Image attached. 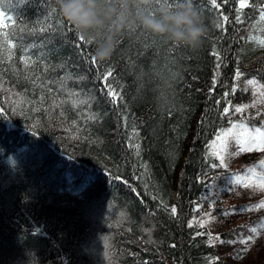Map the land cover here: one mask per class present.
Masks as SVG:
<instances>
[{
  "label": "trees",
  "instance_id": "obj_1",
  "mask_svg": "<svg viewBox=\"0 0 264 264\" xmlns=\"http://www.w3.org/2000/svg\"><path fill=\"white\" fill-rule=\"evenodd\" d=\"M204 1L217 19L199 48L131 30L93 64L92 41L79 40L56 0H0V167L10 172L0 175V264H224L207 227L189 220L196 206L211 207L205 192L223 174L217 134L264 121V111L242 108L252 100L243 81L264 85V28H254L264 5ZM74 78L89 104L57 95L58 80ZM56 103L58 122L48 117ZM89 105L93 114L75 108ZM29 136L48 161L24 147ZM31 159L30 175L13 163ZM249 225L247 215L220 236Z\"/></svg>",
  "mask_w": 264,
  "mask_h": 264
},
{
  "label": "rangeland",
  "instance_id": "obj_2",
  "mask_svg": "<svg viewBox=\"0 0 264 264\" xmlns=\"http://www.w3.org/2000/svg\"><path fill=\"white\" fill-rule=\"evenodd\" d=\"M194 5L198 10L204 25H206L207 23H211L217 19L214 13H212V11H209L211 9L205 11L206 3L204 0H200L198 3H194ZM262 5H264V0H262L261 5L259 6L260 11L263 9ZM256 18L258 19V22L254 25L255 30L264 28V15L262 13L260 14V12H257ZM258 40L259 39L257 38L255 42H258ZM248 41L252 40L248 39ZM11 53L13 55H17L15 52ZM76 78L71 80H58L57 84L55 85L57 95L65 98L69 95L77 97L79 93L88 94L87 92H90V89L86 86L85 83L83 84ZM246 80L243 81V83L245 82V85L243 83L242 84L245 88L250 89L252 100L249 105H245L242 108L246 110H260V112L264 111V85L259 83V80L257 81L254 78H248ZM103 82L104 80H102V83ZM79 88H81L82 91L78 90ZM91 97L93 99V102H95L96 97L94 96V94ZM79 99H81L80 95ZM81 100L86 105L90 103L84 101L83 99ZM18 107L20 108V106ZM93 107L102 109V107L99 106V103H97ZM55 108L57 109L56 115H49L48 117L54 122H58L59 120L57 118V103L55 105ZM75 108L81 110L82 114H87L88 110L90 114H93V108L90 105L85 109L83 108V106H75ZM51 111H53V108L51 109ZM13 112L18 113L19 110L15 109L13 110ZM220 133H230L226 137H221L220 144H214V142L217 140V137H215V139L212 141L213 150L218 156L219 167L223 170V174H221L220 176H216V178L214 177V179L209 183L205 192V196L208 198L211 207H207L205 209L202 205L196 206L189 221L190 224L194 226L207 227L211 235L210 241L216 246L219 256L223 259L224 264H260L261 262H264V208H255L254 206L260 203H264V189L258 186L261 181H264V166H262V162H264V151H240V145L244 144L245 147H247V144L251 143L253 139L257 143H260L262 140H264V121L262 122L261 127L256 126L254 128H250V126L246 122L232 123L230 124V127L224 129ZM33 139L35 140V142L34 144H31L30 140L32 142ZM36 140V138L29 136V140L27 141L28 143L25 144L24 147L27 148L30 145H33L36 150L35 153H38L39 155L38 160L44 159L45 161H48L46 151L47 149L43 147L42 144H40L37 148L35 146L38 143ZM14 143L21 144V142L19 143L17 141ZM221 145H223V147H221ZM251 146L253 149H255L257 145L256 143H253ZM32 160L33 159H31V162L24 161L25 164L22 165L21 163H18L20 161L17 160H14L13 163L16 164V168H19V166L25 167L27 169L26 173H29L27 175H30L33 168L31 167V164H33ZM54 164H56L55 159H52V163L50 162V164L45 165V168H50ZM90 166L93 167V165ZM0 168H2L0 169V175L10 174L9 168ZM249 169L253 170L251 174H249ZM50 171H53V167ZM87 172H85L84 174H87ZM237 179H239L240 181H244L252 186H237L235 183ZM3 181L8 182L9 180L7 177H4L3 179H1V183H3ZM12 182L15 183L16 181L14 180ZM100 183L102 184L103 182ZM229 183H231L232 185V190L226 191L225 188L228 187ZM103 184H105L103 185V187L111 189L107 180L104 181ZM93 190H95V188ZM233 204H237V207H234ZM213 206H216L217 208L215 209L213 208ZM230 210L235 211L233 214H227ZM247 215L250 216V225L245 230V232L240 231L236 234V237L229 240L223 239L220 236V232H223L220 230L226 228L229 225H236L240 223L242 218ZM4 219L9 220V218ZM97 221V219H94L93 223ZM252 228H255L257 230L258 235L251 232ZM250 235L253 236V240L251 242L247 244L241 242L242 240H246ZM39 238L40 236L37 237V239Z\"/></svg>",
  "mask_w": 264,
  "mask_h": 264
},
{
  "label": "clouds",
  "instance_id": "obj_3",
  "mask_svg": "<svg viewBox=\"0 0 264 264\" xmlns=\"http://www.w3.org/2000/svg\"><path fill=\"white\" fill-rule=\"evenodd\" d=\"M154 4V12L145 11ZM56 5L63 20L92 41L99 62L112 57L116 38L126 31L140 30L191 49L206 38L194 0H56Z\"/></svg>",
  "mask_w": 264,
  "mask_h": 264
},
{
  "label": "snow or ice",
  "instance_id": "obj_4",
  "mask_svg": "<svg viewBox=\"0 0 264 264\" xmlns=\"http://www.w3.org/2000/svg\"><path fill=\"white\" fill-rule=\"evenodd\" d=\"M212 6H213L214 8L219 7V5L216 4V0H212ZM246 6H247L246 0H240V8L243 9V8H245ZM145 11H148V12H154L155 9H154L153 7H151V8L145 9ZM224 19L227 20V17H225ZM0 23H2V22H0ZM4 26H7V25H4ZM217 26H218V27H221V25H219V24H218ZM41 30L43 31L44 29H41ZM79 40H80V41H84V42H86V43H91V41H85V38L82 37V36H80V35H79ZM92 63H93V64L96 63L95 56L92 57ZM110 76H112V72L109 70V71L107 72V74L103 77V79L107 80V78L110 77ZM109 95H111V96L113 97L114 100H115L116 97H117V93H116L115 91H109ZM225 111H226V110H225ZM235 111H236V112H241V111H243V109H241V108H236ZM229 134H230V133H220V134H217V140L214 142V144H220L221 137H222V136L226 137V136H228ZM253 143H256V145H257L255 149H253L252 146H251ZM221 147H223V145H221ZM254 150H261V151H264V140H262L260 143H257V142L253 139V140L251 141V143H248V144H247V147H245L244 144H241V145H240V151H254ZM262 166H264V162H262ZM248 171H249V174H251L253 170H252V169H249ZM235 183H236L237 186H242V187H251V186H252V185H250V184H248V183H246V182H244V181H240L239 179H237ZM258 186L261 187L262 189H264V181H261L260 184H259ZM222 187H223V186H222ZM225 190H226V191H228V190H232V185H231V183L228 184V187L225 188ZM254 207H255V208H264V203L257 204V205H255ZM246 210H249V209H246ZM234 211H235V210H230L227 214H233ZM173 212H175V209H173ZM251 232L254 233V234H257V235H258L257 230H256L255 228H252V229H251ZM252 240H253V236L250 235L246 240H242L241 242L247 244V243L251 242ZM238 255H239V254H238Z\"/></svg>",
  "mask_w": 264,
  "mask_h": 264
}]
</instances>
